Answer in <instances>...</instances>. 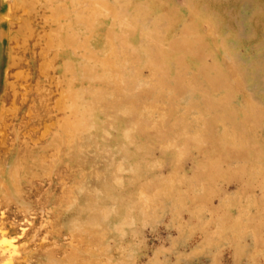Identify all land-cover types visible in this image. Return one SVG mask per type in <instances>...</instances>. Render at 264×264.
Segmentation results:
<instances>
[{
    "label": "rangeland",
    "instance_id": "1",
    "mask_svg": "<svg viewBox=\"0 0 264 264\" xmlns=\"http://www.w3.org/2000/svg\"><path fill=\"white\" fill-rule=\"evenodd\" d=\"M0 264H264V0H0Z\"/></svg>",
    "mask_w": 264,
    "mask_h": 264
}]
</instances>
